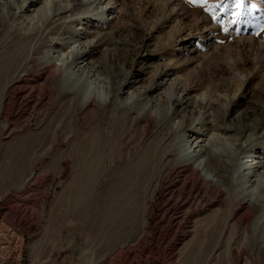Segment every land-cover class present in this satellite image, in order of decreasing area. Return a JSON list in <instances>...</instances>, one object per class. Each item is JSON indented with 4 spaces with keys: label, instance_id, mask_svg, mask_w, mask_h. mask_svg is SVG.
Listing matches in <instances>:
<instances>
[{
    "label": "rangeland",
    "instance_id": "rangeland-1",
    "mask_svg": "<svg viewBox=\"0 0 264 264\" xmlns=\"http://www.w3.org/2000/svg\"><path fill=\"white\" fill-rule=\"evenodd\" d=\"M29 1L0 0V111L17 72L25 81L23 105L0 114V264H221L229 242L264 264L228 217L249 195L251 220L264 209V0H61L70 9L58 16L38 0L30 24ZM54 47L65 59L87 52L88 69L72 73L94 103L58 75L43 99ZM194 135L226 180L260 150L248 196L181 169L160 188ZM168 202L186 205L169 217Z\"/></svg>",
    "mask_w": 264,
    "mask_h": 264
},
{
    "label": "bare ground",
    "instance_id": "bare-ground-1",
    "mask_svg": "<svg viewBox=\"0 0 264 264\" xmlns=\"http://www.w3.org/2000/svg\"><path fill=\"white\" fill-rule=\"evenodd\" d=\"M37 1L38 0H31V1H29L30 3H25L23 5L24 10L22 9V15H23L22 18H24L26 20V22L29 24L33 21V19H32L33 17H31V16L34 13L35 14L39 13V11H37L35 9V7L37 5ZM69 7H70V4H67L66 6H64L62 4L61 0H47V2L45 3V7H43L42 9H49L52 12V14H54L55 16H58V15H62V14L67 13L70 9ZM108 13H109L108 10H105V9L103 10V16L108 14ZM85 57H87V52L76 51L74 57H68L67 59H65L64 55H62L60 50H58V47H54L49 51H45L44 57L42 59L43 63H44L42 71H45V72L44 73L41 72V73H42V76H43V74H47V77H45V79L43 81L44 84L42 86L38 87V89L39 88L45 89L46 93L44 94L45 96L42 95V96H44V98L43 97L42 98L45 100L49 98L50 87L48 86L49 85L48 82L51 79H53L55 76L58 75V76H61L60 78H62V85H63L65 91H68L70 93L80 94L81 96H83L82 99H84L86 102L94 103L95 100L98 98V96H96L94 98L93 94H88V92H84V90L82 89L83 87L82 88L80 87V85H83V84L78 79L76 81L74 79V73H72V70L74 68H77V69L82 70V71H85L88 69V66L83 63V60L85 59ZM57 62H59V63H57ZM36 81L37 80H35V82ZM24 82L25 81L23 80V78L17 72V76L7 84L6 89L3 92L2 99H1V109L2 110L0 111V114L2 113V115H4V116H11V115H14L13 112L16 113L15 112L16 108L17 109L20 108L19 106L22 102H20L19 100L21 98L22 99L24 98V97H22V93L25 92V91H22V87H23L22 85ZM131 84H132V82L126 81L124 84H122V87L120 86L119 89H117V90L115 89L116 91H114V93L111 96L109 94V96L111 97V99H113V101H116V99L120 95H123V93L125 91H127V89L130 87ZM155 88L156 87H154L153 89H155ZM39 97H40V95H39ZM42 98L36 104H38V105L41 104L43 102ZM107 99H108V96L104 99V101H106ZM21 105H23V104H21ZM17 109H16V111H17ZM201 143H202V141L200 140V137L198 135H194L192 137L191 141L188 142L187 149L180 152V154H181L180 160L181 161H178V162H180V164H179L180 168L176 167L167 175V177L164 180L161 179V181L158 183L160 185V188L163 190L164 185H166L170 182L175 183V181L178 178H180L179 176H180L181 172L179 173L178 169H181L182 172L189 171L192 179L194 177L198 178L199 180H202L206 186H216V187L218 186V187H221L224 189L225 185H227V184L229 186L235 185L234 190L237 192V197L239 199L242 200V199H244L245 196H248L249 193H251V184H250L251 180L256 181L259 178V175H258L259 170H255V171H253V170L256 167L255 165L258 164V160L260 157V154H259L260 150H257L254 148V149H252L254 151H252L250 153H244L246 155L244 156L242 161H240L236 165V167H234V172L232 173L230 178L228 180H226L223 176H220V174L218 172L211 169L210 161H211V159L215 158L216 156L213 154V151L208 150L206 148V146L201 144ZM245 150H243V152ZM253 157H254V159L252 160L251 158H253ZM227 163H229V160ZM227 163H226V161L224 163L225 172L227 170H229ZM190 165H192L193 168H190L191 167ZM221 165H222V163H221ZM249 166H250V168H248ZM249 169L250 170L252 169V170L250 172H246ZM157 187L159 188V186H157ZM191 189L192 190H190V192H189L190 195L194 191H196V188L191 187ZM258 189H257V191H258ZM261 194L257 195V196H261L260 198H264V193H263V195H261ZM249 196L251 198H254V200L250 201L248 203L247 207L241 206L240 208L237 209L236 204H233V202H232L231 203L232 204L231 209L228 212L229 213L228 217L234 219L236 224L243 228V231H244L243 240H242L243 243L249 244V246L251 248L250 252H252V253L254 252L253 248L256 246V248L258 249L259 255L261 257V260L264 262V209L262 210V212L257 217H255L253 220H251V218H253V211L257 207V202H256V194L249 195ZM187 200H188V198H187ZM166 202H167V200H166ZM167 204L169 206L170 202H168ZM185 205H186V203H183L182 205H180V204L175 205L176 207H174V205L166 207L167 209L165 210V215H167L169 217L177 215L178 211L181 210ZM147 211H148V209H147ZM183 216H184V213H182V219H184ZM17 219L18 220L20 219L19 216ZM17 219L13 220V224H16ZM227 221H229V220H227ZM13 224H12V226H13ZM177 226H180V223H178ZM224 236H225V234H224ZM217 247L218 246H216V250H218ZM222 258H223V261L221 262V264H252V258L250 257L249 253L246 252L243 247H240L239 249H233L231 246V242H229L227 245H225L224 255Z\"/></svg>",
    "mask_w": 264,
    "mask_h": 264
},
{
    "label": "snow or ice",
    "instance_id": "snow-or-ice-1",
    "mask_svg": "<svg viewBox=\"0 0 264 264\" xmlns=\"http://www.w3.org/2000/svg\"><path fill=\"white\" fill-rule=\"evenodd\" d=\"M191 2H196V0H191ZM204 2L206 3L207 0H204ZM243 3H244V0H235V7L237 9H240L242 6H243ZM234 15L236 16V19L233 20L232 22L233 23H240V16H241V13L240 12H236L234 13Z\"/></svg>",
    "mask_w": 264,
    "mask_h": 264
}]
</instances>
